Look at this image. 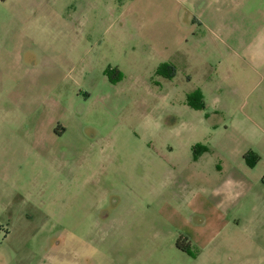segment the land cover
Masks as SVG:
<instances>
[{
  "label": "rangeland",
  "instance_id": "rangeland-1",
  "mask_svg": "<svg viewBox=\"0 0 264 264\" xmlns=\"http://www.w3.org/2000/svg\"><path fill=\"white\" fill-rule=\"evenodd\" d=\"M117 7L0 0V264H264V163L243 200L258 210L194 255L171 241L205 233L193 212L237 162L223 150L264 140V42L237 57L198 45V27L165 79L148 52L108 43ZM192 143L209 149L197 164Z\"/></svg>",
  "mask_w": 264,
  "mask_h": 264
},
{
  "label": "crops",
  "instance_id": "crops-1",
  "mask_svg": "<svg viewBox=\"0 0 264 264\" xmlns=\"http://www.w3.org/2000/svg\"><path fill=\"white\" fill-rule=\"evenodd\" d=\"M260 2L261 0H122L118 2L117 18L110 22V26L115 24L117 28H108L112 31H108L107 40L108 43H116L118 49L123 52L131 53L142 49L158 60L156 67L168 64L177 71L181 65L192 59L189 52L182 50L190 46L189 41L195 37V30L201 27L204 35L198 45L202 44L204 49L208 50L231 51L238 57L248 39L264 42V24H260V11L257 9ZM256 62L264 64V61ZM115 70L119 71L117 68ZM187 83H190V79ZM194 90L189 88L185 98ZM203 109L205 106L197 111ZM195 146L203 148L197 155L192 152ZM188 148L189 160L194 162L193 164H197L202 155L209 151L208 147L201 143H192ZM222 153L229 160L236 159L237 162L215 187L209 201L202 202V209L193 212V215H197L192 217L195 229H201L196 225L204 224L205 233L176 234L171 238L172 246L188 256L194 255L196 251H203L231 222L238 226L240 221L237 216L240 215L236 214L237 211L247 206L255 212L261 204L253 198L249 203L243 200H248L245 197L251 193L255 181L260 180L261 175L255 177L254 174L264 163V140L256 139L240 153L231 154L225 150ZM249 153L257 157L252 166L244 159ZM183 161H186V155L183 156ZM191 205L193 207V203ZM233 212L235 214H232ZM255 217L246 223L258 224L259 221L255 220ZM179 239L187 245L188 252L176 247Z\"/></svg>",
  "mask_w": 264,
  "mask_h": 264
},
{
  "label": "trees",
  "instance_id": "trees-1",
  "mask_svg": "<svg viewBox=\"0 0 264 264\" xmlns=\"http://www.w3.org/2000/svg\"><path fill=\"white\" fill-rule=\"evenodd\" d=\"M118 2H121L122 0H117ZM108 77H109V80L111 82H114L116 80V76L112 77L111 74H114V75H117L118 74V71L117 70H112V72H110L109 70H107L105 72ZM157 74H159L160 76H162L163 78L165 79H170L173 77V75L175 74V69L174 67H172L171 65H161L158 67L157 69ZM196 97L198 99H196ZM187 105L190 106L191 108H194V109H197L199 110L202 106H201V102L199 100V97H198V94L196 95V92L195 93H189L187 96ZM200 150H203L202 147H199V146H195L192 148V152L193 154L197 155L199 154V151ZM245 161L247 162L248 165L252 166L253 164H255V161L257 160V157L253 154H247L245 157H244ZM176 247L183 251V252H188V247L187 245H185L182 240H177L176 242Z\"/></svg>",
  "mask_w": 264,
  "mask_h": 264
}]
</instances>
